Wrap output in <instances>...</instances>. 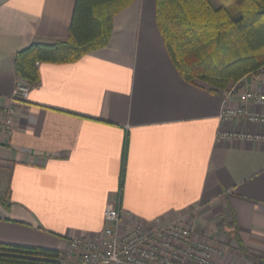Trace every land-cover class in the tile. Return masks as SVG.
Instances as JSON below:
<instances>
[{"label": "crops", "instance_id": "crops-1", "mask_svg": "<svg viewBox=\"0 0 264 264\" xmlns=\"http://www.w3.org/2000/svg\"><path fill=\"white\" fill-rule=\"evenodd\" d=\"M75 0H0V243L64 251L105 226L183 214L213 233L228 264H264V125L223 122V91L182 79L158 31L154 0H134L113 19L107 46L71 63H38L24 101L14 55L68 34ZM234 83L264 92V73ZM232 83V84H233ZM249 110L264 113L262 106ZM223 131L259 139H217ZM67 264H75L74 261Z\"/></svg>", "mask_w": 264, "mask_h": 264}, {"label": "trees", "instance_id": "trees-1", "mask_svg": "<svg viewBox=\"0 0 264 264\" xmlns=\"http://www.w3.org/2000/svg\"><path fill=\"white\" fill-rule=\"evenodd\" d=\"M133 1L75 0L66 38L18 51L15 73L32 86L39 81L38 63H71L107 46L114 16ZM154 5L166 52L184 81L225 91L264 64V0H154ZM0 264L61 262L55 250L0 243Z\"/></svg>", "mask_w": 264, "mask_h": 264}, {"label": "built area", "instance_id": "built-area-1", "mask_svg": "<svg viewBox=\"0 0 264 264\" xmlns=\"http://www.w3.org/2000/svg\"><path fill=\"white\" fill-rule=\"evenodd\" d=\"M264 73V64L249 73L256 77ZM30 86L17 82L9 99L24 101ZM226 100L233 97L238 105L224 106L219 118L223 122L264 125V113L251 111L249 106L264 107V92L244 89L234 94V83L223 91ZM0 120V134L8 135L11 130L14 111L7 108ZM259 139L257 135L245 132L223 131L217 139ZM183 214L172 220L155 219L149 224L134 223L123 228L117 207H107L103 212L105 226L94 237H76L59 252L61 263L75 264H228L216 256L222 254L218 245L198 239L193 221Z\"/></svg>", "mask_w": 264, "mask_h": 264}, {"label": "rangeland", "instance_id": "rangeland-1", "mask_svg": "<svg viewBox=\"0 0 264 264\" xmlns=\"http://www.w3.org/2000/svg\"><path fill=\"white\" fill-rule=\"evenodd\" d=\"M197 212H198L197 209L192 210V213L189 214V216H192L193 214L196 216ZM189 216H188V218H189ZM199 233L200 234L197 235L198 239H205L206 242H209V243H212V244L216 243L215 245H217V242H219L218 236H216L213 233H208V231L204 232V233H201V232H199ZM61 264H63V263H61ZM64 264H67V263H64Z\"/></svg>", "mask_w": 264, "mask_h": 264}]
</instances>
